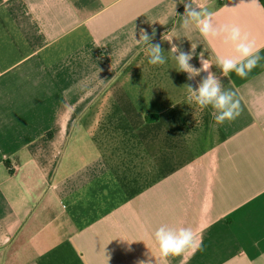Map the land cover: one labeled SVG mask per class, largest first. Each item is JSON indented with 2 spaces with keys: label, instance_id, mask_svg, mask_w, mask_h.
Masks as SVG:
<instances>
[{
  "label": "crops",
  "instance_id": "1",
  "mask_svg": "<svg viewBox=\"0 0 264 264\" xmlns=\"http://www.w3.org/2000/svg\"><path fill=\"white\" fill-rule=\"evenodd\" d=\"M196 3L264 57V0ZM183 13L179 0H0V264H162L161 225L195 236L167 264H264V59L223 76L231 47L185 30ZM141 29L165 57L196 45L189 63L210 61L240 115L216 124L189 104L184 85L208 72L150 65Z\"/></svg>",
  "mask_w": 264,
  "mask_h": 264
},
{
  "label": "clouds",
  "instance_id": "2",
  "mask_svg": "<svg viewBox=\"0 0 264 264\" xmlns=\"http://www.w3.org/2000/svg\"><path fill=\"white\" fill-rule=\"evenodd\" d=\"M179 2L184 4V13L180 17H182L181 26L185 30L194 27L205 40L219 39L224 45L231 47L230 55H216V66L220 68L223 76L228 77L230 73H235L236 76L243 79L259 66L264 57L260 55L261 48L257 46L256 40L248 32L243 31L237 24L215 23L216 13L202 4H197L196 0H187V2L179 0ZM154 36L155 30L150 37L145 30L141 29L138 40L146 46L145 55L148 57L150 65L162 66L170 58L175 61L178 71L188 73L189 80L200 75L201 72H208L207 77L195 89L190 84L184 85L189 104L195 103L201 109L211 106L214 110L213 119L216 124L235 120L240 115V101L237 98V93L233 90H222L221 82L215 74L209 72L212 67L210 61L205 59L201 53L199 69L189 63L193 58L196 45H192L189 52L180 51L176 45H172L169 52L170 57H165L161 45L151 42ZM162 40L169 43L172 41L166 35H163ZM152 238L158 247L162 264H167L170 257L182 256L188 249L195 246L194 233L191 228L187 227L175 229L161 225L152 233ZM139 264H149V262L140 261Z\"/></svg>",
  "mask_w": 264,
  "mask_h": 264
},
{
  "label": "trees",
  "instance_id": "3",
  "mask_svg": "<svg viewBox=\"0 0 264 264\" xmlns=\"http://www.w3.org/2000/svg\"><path fill=\"white\" fill-rule=\"evenodd\" d=\"M147 119H149V117L145 116Z\"/></svg>",
  "mask_w": 264,
  "mask_h": 264
}]
</instances>
